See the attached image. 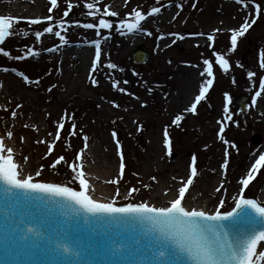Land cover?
I'll list each match as a JSON object with an SVG mask.
<instances>
[{
    "label": "rangeland",
    "instance_id": "rangeland-1",
    "mask_svg": "<svg viewBox=\"0 0 264 264\" xmlns=\"http://www.w3.org/2000/svg\"><path fill=\"white\" fill-rule=\"evenodd\" d=\"M43 1L47 2L49 6H46V12L38 16L42 22L33 25L29 23L31 18L28 17L31 16L26 19L21 18L19 20L21 32H27L28 35L19 34L18 37L4 45L6 50H9L13 56H23L30 48L35 50L38 46L35 42V32L42 31L43 27L48 24V21L42 18L48 15L55 16L59 12L66 11L69 3L73 6L69 13L72 24L65 27L67 31H63L62 34L66 36L69 43L81 42L82 40L94 41L95 31L97 30L95 28L84 29L81 23L83 25L85 23H98V20L102 18V12L107 7L112 6L116 0H101L102 2L95 5L96 8L100 9L96 16H85L82 13L83 11H90L85 7L87 3L93 0H58V6L51 13L49 12L50 0ZM179 1H191L194 5L190 11H186L185 14L178 16L168 26L163 27L161 32L175 31V34H178L177 43L181 44L187 38L189 31L196 30L198 29L196 27H199L198 11L203 4V0ZM246 2L252 10L251 21L252 18H255L254 3L253 0H246ZM141 3H145L144 8H146L150 5V0H130L118 17L131 15L134 10L139 9ZM255 3L261 4V15L243 37H238L237 48L234 51L238 52L239 59L242 54L245 55L244 59L252 67L255 76L251 78L249 76L244 77L240 86L233 85L231 90L226 92L232 97L230 103L227 101L226 95L222 98L218 90H214L207 93L205 99L197 105V111H207L206 116L203 117L202 125L205 124L208 117L214 116V120L217 119L212 124L217 129V131L215 130L216 134L212 132L214 139L220 138L221 127L224 128L222 135L226 136L237 125L240 124L244 127L243 123L246 122V119L250 123L247 132L241 135L242 143L237 142L233 150L229 151L228 147L222 142L219 147L222 152L221 157L228 162V168L225 170L223 184L219 187L211 209L217 205V208L222 212L233 208L239 198L237 191L240 188V177L243 171L235 168L242 158V155L238 156V151L242 150V152L245 151L248 154L251 152L250 155L252 153L255 155L261 153L264 149V130L259 127L260 122L257 121L264 118V113L259 114L255 119L253 111L256 103H252L253 100H258L259 96L257 97L255 93L260 91V82L264 80V67L260 64V54L264 52V0H255ZM109 20L112 21V18ZM129 20L132 21V19ZM151 27L154 28V25L147 28L151 31ZM108 33L113 38L110 44L112 49L116 43H120L119 33H121V30H117V26H115L108 29ZM151 33L152 35L146 38L144 43L147 53L151 49H155L154 45L157 40V34L153 31ZM181 36L183 39L180 38ZM54 38L59 39L56 36ZM230 39L228 34L216 36V39L212 40L208 46L188 50L190 52L185 55V60L194 61L195 63L200 60L204 61V59L212 60L213 74H215L214 84L217 86L220 70H218L213 52H222L225 43H231ZM104 41L106 44L107 40ZM105 49L106 46H102L103 58L97 65V70L84 72L82 77L72 76L65 72L67 67L76 62L69 57L65 60L61 57L59 59L42 60L38 57L29 56L17 61L0 54V71L5 67L15 68L17 72L23 71L30 80H39V84H28L16 72H5L20 80L22 86L14 87L8 98L6 95L0 94V137L5 139L6 144L13 143L14 160L20 162L21 165L28 166L34 182H55L80 190L79 182L74 179L70 168L64 166L63 162L55 168L50 167V164L60 155H63L71 163L77 153L83 150V157L78 163H83L86 172L85 166L88 164L91 167H98L97 163L89 158L96 151V153H99L98 157L102 160L99 171L105 168L107 172H110L109 181L100 184L110 192H114L113 197H110L109 200L115 199L117 205L127 203L149 204L154 201L151 197L153 191L156 190L158 181L161 179L159 176H156L155 180L144 176V167L150 159L147 150L155 149L151 144L152 133L158 135V146L161 147L162 153L165 149V156L172 158L171 166L174 167L179 161L183 160L184 164L190 166L191 174L192 157H196L197 175L195 177L191 176L193 181L197 180L202 174V170L209 166L207 157L211 152H201L196 145L195 138L187 135L190 133L188 131L190 127L187 125L195 124V126H198L194 114L191 113L185 124L174 123L176 114L183 112L176 109V105L179 103L178 98H180L178 92L182 88V83L178 86L177 84H166V77L161 70L153 74L149 80L150 82L141 77L131 76L129 73L119 74L117 70L107 67L111 54ZM134 49L130 51L129 55L131 64H135L130 58ZM178 52L177 46L170 47L159 55L161 58L160 63L177 68L180 66L178 64L180 60ZM227 59L229 60V58ZM151 61L152 58L149 55L145 63ZM229 63L231 67L228 72L230 73L232 62L229 60ZM241 66L243 68L242 64ZM236 72L238 76L234 77V81H237L243 75L244 69L240 68ZM223 73L225 72L222 70L221 74ZM92 79H95L97 83L93 84ZM183 79L184 77L179 81L182 82ZM116 80L121 83L114 87L113 84ZM119 87H123L126 91L120 92ZM49 88H51V91L48 90ZM64 88L72 93L71 97L73 99L68 98V93L63 90ZM151 88L155 89L154 93H152ZM240 98L246 99L247 112L245 115H242L239 110L238 99ZM115 105H119V107ZM226 107L228 109L227 113H225ZM13 112L16 113L15 117L12 116ZM229 115L231 119H228ZM73 122L76 125V135L70 136ZM59 123H64L65 127L60 132V140L57 141L55 140V134ZM166 129L167 137L164 134ZM9 131L13 133L11 138L7 137ZM113 132L116 133L115 137H113ZM85 135L88 137L87 148H85L83 140ZM117 139L120 141L119 148L116 144ZM169 142L171 144V155H169ZM53 143L55 147L48 155L49 145ZM211 149L214 150V148ZM121 150L124 153L123 175L120 172L119 151ZM145 155H147V158H145ZM25 157H27L26 163ZM247 163L246 160L245 166ZM41 165L44 166L41 175L36 176L35 173L40 170ZM231 172L232 175H229ZM116 180L119 181L118 184L112 182ZM198 183L196 182L197 185L194 184L190 188L188 195L186 194L187 197L185 196V201L189 197L190 200L191 197H195L200 193ZM117 188L120 193L118 197L116 196ZM132 188H136L138 191L130 192ZM263 188L264 165L256 180L244 192L245 196L256 198ZM221 200L224 201L223 208H220L219 205ZM156 202L158 205L161 204L159 201Z\"/></svg>",
    "mask_w": 264,
    "mask_h": 264
},
{
    "label": "bare ground",
    "instance_id": "bare-ground-1",
    "mask_svg": "<svg viewBox=\"0 0 264 264\" xmlns=\"http://www.w3.org/2000/svg\"><path fill=\"white\" fill-rule=\"evenodd\" d=\"M129 1L130 0H116L112 6L107 7L102 12V18L104 19L116 18L111 21L113 27L117 26V30L124 31L122 37H120V43H116L111 49L110 44L113 41L111 35L107 37V39H102V34H104L105 32L108 33V29H100L99 35H97V31H95V40H100L101 45L105 44L104 40L108 41L105 44V50H107V52H110L111 54L109 63H114L117 65V68L115 70H117L119 74L129 73L131 76H134L136 78L141 77L144 78V80L150 82L149 80L152 78L153 74L161 70L162 72H164L163 74L166 77V84L171 83V85L177 84L178 86L180 85V83H182V88L178 92V96H180V98H178L179 103L176 105V109L183 112H178L176 116H182L183 119L179 122V124H185L186 119H189L192 113L187 109H190L191 105L195 102V97L199 95L201 86L207 79L211 78L207 77V66L204 65L202 60H198L199 62L195 63L194 61L185 60V55H187L190 52L188 50H191L192 48L197 49L206 45L208 46L211 42L208 39L209 36H213L216 39V36L228 34L230 39L232 30H238L245 20H248L250 22L252 10L249 6L248 8H244L242 4L238 3V0H203V4L200 6V9L198 11L199 27H196L198 29L189 31L187 33V38L184 39L183 43L178 44V36L174 35L175 31H168L166 33H162L161 31L163 27L168 26L178 16L185 14L186 11H190L194 3H191V1L179 0H150V5L146 8H144L145 3H141L139 9L134 11H141L145 14L146 18L144 21H142L143 30L127 32L126 29H120L119 27L121 19L123 18L133 20L132 14L134 12H132V14L127 17H118V15ZM100 2L102 1L93 0L89 3L97 5ZM46 6H49V4L43 0H0V15L20 17L23 19H26L28 16H31L28 18H39L38 16L40 14L46 12ZM152 7H159L161 9V12L159 14H150ZM85 9H87V7H85ZM111 11L116 12L117 15L114 17L106 15L107 12ZM63 13L64 11L59 12L58 15L53 16L54 21L48 22L47 25L52 26L60 19L66 21L65 27L71 25L72 20H70L69 15L67 17H64ZM81 25L83 26L82 23ZM153 25L154 28H151L152 31L157 34V40L154 45L155 49H151L148 52L149 55H151L152 61L142 65L131 64L129 62L130 51L138 46H144L145 40L147 38V30H144L148 26ZM13 27L14 29H21L20 24L16 23L15 21ZM217 29L219 31H217ZM57 30L62 31L63 33V30H61L58 26L54 27V32ZM200 33H202L203 35H199ZM19 34L25 36L24 33L20 31L17 35L8 38L5 44L18 37ZM54 37V33H45L39 41L35 40L36 44L38 45L35 50H38L40 52V55L38 56L39 59L50 60L59 59L61 57L63 58V60H65L68 57L71 58L72 61L76 62L73 65L67 67L65 72H68L69 75L72 76L82 77V74L84 72H88L89 70L91 71L93 59L95 60V46L92 43L93 41L82 40L81 42L68 43L67 45H63L59 39H55ZM57 46L59 47L56 52L50 53L46 51V49L48 48ZM173 46H177L179 50L178 57L180 58V60L178 64H180V66H178L177 68L160 63L161 58L159 55ZM230 46L231 43H225L224 50L220 52L221 54H225L226 58H229V60L232 62L230 73L227 72L221 74L222 69L218 64V70H220V73L218 75L217 86L213 82V85L207 92L209 93L210 91L218 90L222 98L225 96V94H228L226 92L230 91L233 85L240 86L243 78L248 77V73L252 72V67H250L244 59L245 55L242 54V57L239 59L238 52H232L230 50ZM182 57L184 59H181ZM240 63L243 65V68ZM240 68L242 70L244 69V73L237 81H234V77L238 76V73L236 71H239ZM201 72H204L205 75L202 76ZM213 75L215 77V74ZM183 77L184 79L182 80V82H180ZM19 86H22L20 80H17L10 74H6L3 70L0 71V94L6 95V97L8 98L13 88H17ZM151 89L153 91L152 93H154L155 89ZM63 90L67 91L68 98L73 99V97H71V92H69L65 88ZM207 93L205 94V96L207 95ZM262 113H264V91L261 93L257 101L256 107L253 111V117L256 119L258 115H261ZM192 114H194L198 126H195V124L187 125L190 127L188 128V131L190 133L187 135L188 137L195 138L196 145L201 152L209 151L211 152V154L207 157V159H209V166L205 167V170H202V174H200L198 179L193 183L194 185L196 184V182H199L198 185H200V193H198L195 197H191L190 200L189 197L187 201H185L184 206L189 208L195 207L199 210H204L209 214H213L217 210V205H215L212 209L211 206L215 197L217 196V189L223 184V180L226 174L225 169L222 166L224 163V159L221 157L222 152L219 148L220 144L222 142L228 147L229 151L233 150L237 142L242 143L241 135L242 133L247 132V127H249L250 123L246 119V122L243 123L244 127L240 124L237 126L235 125L236 127L234 129H231L228 135L223 136V140L221 138L214 139L212 132H215L216 134L217 129L213 127L212 124L215 123L217 119L214 120V116L210 118L208 117L206 118L207 120L205 124L202 125L203 117L206 116L207 111H196V113ZM257 121L260 122L259 127L264 130V118ZM224 140L228 141V143L226 144ZM158 142V135L156 133H152L151 144L153 147H155V149L147 150L148 154L150 155V159L144 167V176L148 179H152L156 176L161 177L160 181H158L157 183L156 190L153 191L151 197L154 201H151L149 205H154L156 207H165L170 206L171 200L175 199L178 196L179 188L184 186V184H187L188 175L190 174V166L188 164H184L183 160H177L179 162L174 165V167L171 166L170 163H172V158L169 156H165V149H163L162 153V149L158 146ZM6 147L13 148V143L6 144ZM211 148H214V150ZM250 154L245 151L242 152V150H240V152L238 151V156L242 155V158L235 168L236 170L243 171L240 177L241 180L245 179L250 174L252 168L256 164V161L261 156V153H256L255 155H253V153L252 155ZM98 155L99 153H96L95 151L93 152L91 157H89L91 161L97 163L98 167H91V165L89 166V164L86 165V178L89 180L90 185L94 186L95 188V191L92 192L95 196L94 198L102 202H108L109 199H111L110 197H113L114 192H110V190L104 188L100 184L102 182L109 181L110 177L108 176L110 172H107L105 168L104 170L99 171V165L102 164V160L98 157ZM145 158H147V155H145ZM246 160L248 161V163L245 166ZM18 165L21 164L18 163ZM23 175H32L29 172L28 166L26 165H23ZM229 175H232V172ZM237 192L239 195V193L242 191L239 190ZM244 198L254 199L262 206H264V188L260 191L256 198H246L245 196ZM156 201H159V203L161 204L158 205Z\"/></svg>",
    "mask_w": 264,
    "mask_h": 264
},
{
    "label": "snow or ice",
    "instance_id": "snow-or-ice-1",
    "mask_svg": "<svg viewBox=\"0 0 264 264\" xmlns=\"http://www.w3.org/2000/svg\"><path fill=\"white\" fill-rule=\"evenodd\" d=\"M238 3L242 4L244 8H248V3L246 0H238ZM255 18H252L249 22L245 20L238 30H232L231 34V51H235L237 48L238 37H243L245 33L256 23V19L261 15V4L255 3ZM51 7L49 12L51 13L53 9L58 6V0H50ZM72 4L69 3L67 10L64 11L63 16L67 17L72 10ZM88 16H96L100 12L99 8L93 3H87ZM161 9L159 7H152L150 14H159ZM108 16H116L117 13L114 11L107 12ZM133 20L121 19L119 25L120 29H126L127 32H133L142 29V21L145 20V14L141 11H134ZM20 17H13L7 15H0V54L4 57L13 60H23L29 56L40 55L38 50L28 49L23 56L15 55L13 56L9 50L4 47L6 40L14 35H17L22 29H14L13 23H19ZM43 20L48 22H53L54 17L48 15ZM42 22L41 18H31L29 23L36 25ZM66 21L60 19L57 23L52 26L45 25L42 31L35 32V39L37 41L45 34H53L59 38L63 45L69 43L66 36L62 34V31L57 30L54 32V27H59L63 31H67L65 28ZM87 29H97V35H99L100 29H112L113 24L109 19L100 18L98 23H85L83 25ZM217 31H219L217 29ZM25 36L28 35L27 32L24 33ZM151 36L152 33L148 32ZM178 35V34H174ZM199 35H203L200 33ZM183 39V37H180ZM107 39V37H105ZM210 41L214 40L215 37L209 36ZM95 46V62L92 66V71L97 70V65L100 63L101 59V41L95 40L92 42ZM58 47H52L46 49L47 52H56ZM215 62L219 64L220 68L227 73L230 69L229 60L226 58L225 54H221L218 51H214ZM261 60L260 64L264 67V52L260 54ZM204 65H206L207 77H211L205 81L201 86L200 93L195 97V102L191 105L188 111L196 113L197 105L205 99V94L209 91V88L213 85L214 75H213V61L210 59H204ZM108 68L116 69L117 65L114 63H109ZM4 72H16L18 76L22 77L23 80L28 83L39 84V80H30L28 75L23 71L17 72L15 68L9 69L7 67L2 69ZM201 75H205L201 72ZM248 76L251 78L255 76L254 72H249ZM92 83L96 84L97 81L92 79ZM120 81H114L113 86L117 87L120 85ZM126 83V81H125ZM260 91H257L255 95L258 97L261 95V91H264V80H261L259 85ZM51 91V88L48 89ZM120 92H125L123 87H119ZM227 101L230 103L232 97L225 94ZM253 104L256 103L255 100L252 101ZM119 107V105H115ZM228 112L227 107L225 108V113ZM12 116L15 117L16 113L13 112ZM183 119L182 116H176L174 123L179 124ZM231 119V116H228ZM65 127L64 123L58 124V129L55 134V140H60V132ZM224 128H220V138L223 140ZM165 136L167 137V129L165 130ZM70 136L76 135V125L73 122L71 124ZM13 133L9 131L7 137L11 138ZM116 133L113 132V137ZM85 142V148H87L88 137L83 136ZM42 142V141H39ZM227 144L228 141L224 140ZM116 144L118 148L120 147V141L117 139ZM70 146V145H69ZM55 144L49 145L48 155L51 154ZM83 150L77 153L75 159L69 163L63 155L56 158L50 167L55 168L57 165H61L63 162L64 166L71 169V172L75 180L79 182V189L77 190L73 187L67 185H62L58 183H47V182H34L32 175H23V165H18L14 161V149L12 147H6L5 139L0 137V181L4 184L10 186L11 188L23 190L26 193H47L53 197H60L67 201L72 202L74 205H78L79 209L89 217H102V216H135L141 223H146L150 225L151 229L157 232L164 243V246L168 249L169 253L179 252L187 256L191 264H264V206L254 199H245L243 193H241L239 201L236 203L232 211L222 212L217 209L213 214H209L204 210H199L195 207L189 208L184 206L185 194L187 191V186H182L179 188L178 196L172 199L170 206L156 207L154 205H149L148 203H127L123 206H117L115 199L102 202L97 200L91 194L95 191L94 186H91L89 180L86 178V173L84 171L83 163H78L83 157ZM169 155H171V144L169 142ZM120 156V172L123 175L124 172V153L119 151ZM27 162V157H25V163ZM264 165V155H261L256 161L255 166L252 168L251 173L247 178L242 180V185L247 188L250 181L254 178L252 173H255L259 167ZM223 168L226 170L228 168L227 160L223 163ZM41 165L40 170H38L35 175L40 176L43 169ZM19 169V170H18ZM197 175L196 157H192V167L191 176L195 177ZM153 180L156 177L152 178ZM113 183H119L118 180L112 181ZM193 180L190 178L187 180V185H192ZM138 189L132 188L130 192H137ZM219 191V188L217 189ZM120 195L119 189L116 190V196ZM127 195V194H126ZM220 208H223L224 201H219ZM225 222H231V225ZM243 226V227H241ZM234 230V235L231 237L228 235L230 230ZM35 229L27 228V233L34 232ZM24 240L28 239L25 234L21 237ZM258 246L260 250L258 251ZM161 256L165 253L161 252Z\"/></svg>",
    "mask_w": 264,
    "mask_h": 264
},
{
    "label": "water",
    "instance_id": "water-1",
    "mask_svg": "<svg viewBox=\"0 0 264 264\" xmlns=\"http://www.w3.org/2000/svg\"><path fill=\"white\" fill-rule=\"evenodd\" d=\"M133 59L136 62H144L145 55L137 52L133 56ZM36 194L37 195H29L17 191L7 192L4 185L0 184V264H109L107 263L108 259L100 262L87 254L84 243L75 249L69 245L70 242L68 239L67 242V240L62 237L64 233L65 235L68 233H75V227L84 222L86 216L80 209L73 211V207L66 202L56 199L50 200L40 193ZM18 204H32L46 211L51 210L48 206L55 205L54 207L57 212L50 218V223L57 217L64 233L61 232L52 239L44 234V227H35L34 232L27 233L26 229L31 226V223H13L16 210H19ZM35 209L36 208H32L31 211ZM21 212L26 215L23 211ZM69 212H71V214H68ZM116 218L127 220L137 226L146 227L158 238V241L165 243L161 240L159 234L151 229L150 225L141 223L135 216H118ZM91 223L92 221L89 222L88 226H92ZM109 223L110 222L106 220L104 224L108 225ZM227 223L231 225V222ZM94 230L95 229H90L87 233ZM25 234L28 236L27 240L21 238ZM228 235L230 237L234 235V230L230 228ZM98 236L101 237L102 235L100 234ZM101 239H103V237ZM103 243L107 246H112L114 244L113 241H105ZM65 244L69 246L68 250L63 248ZM94 248H96V246H94ZM156 252L160 254L162 251L157 250ZM163 252L165 253L164 256H155L151 262L145 264H191L187 256L183 253H169L168 249Z\"/></svg>",
    "mask_w": 264,
    "mask_h": 264
}]
</instances>
